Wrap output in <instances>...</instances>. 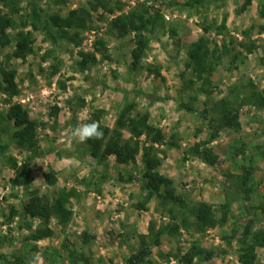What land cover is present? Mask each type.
Instances as JSON below:
<instances>
[{"label": "rangeland", "instance_id": "374dc122", "mask_svg": "<svg viewBox=\"0 0 264 264\" xmlns=\"http://www.w3.org/2000/svg\"><path fill=\"white\" fill-rule=\"evenodd\" d=\"M54 1H41L47 15H65L72 9L89 7L90 1L95 0H64L60 4ZM26 2L20 0V5L25 7ZM104 2L115 8V12L99 7L92 11L88 29L80 32L68 29L67 36L59 33L55 43L42 29L33 31L32 25H20L34 47V52L25 60L15 57L8 60L15 50L16 28L8 31L12 43L0 50L2 66L17 70L19 91L11 98L0 90V117L11 104H22L30 117L39 122L40 145L30 164L29 180L23 185H16L13 179L18 177V168L30 155L27 149L16 142L0 155V255L5 256L0 264L14 261L17 251L24 254L25 264L37 252L45 264H71L66 245H74L79 254L84 253L79 264H124L140 248V235H150L147 241L151 254L145 264H181L180 255L193 242L213 252L212 258H199L197 264H238L237 238L246 223L256 220V228L264 227V214L255 208L264 206V0ZM143 7L150 15L160 14L164 22L154 32H147L151 40L146 56L135 67L133 35L120 38L108 28L115 17ZM224 18L227 26L223 33L216 27L206 30L214 21L221 24ZM203 36L209 39L211 48L217 45L221 52L212 73V84L208 86L213 99L211 105L214 107L222 98H228L239 111L242 124L239 133L225 128L210 144L219 155L214 166L198 156L187 155L193 144L205 140L209 134L208 121L201 114L207 94L198 92V101L194 102L200 108L198 112L179 110L182 85L196 79L186 67L187 49L192 41ZM100 39L108 43L105 53L95 50V43ZM243 44L254 46L253 51L247 52ZM48 52L50 55L45 58ZM87 52H96L98 61L82 71L81 53ZM200 85L199 81L186 90L185 102L197 93ZM146 95H152L154 101L149 102ZM8 98L11 102L6 101ZM131 102L137 105L135 112L150 113L151 123L163 128L168 142L180 145L179 148L157 145L167 150L160 171L174 180L177 193L188 202L189 208L183 212L190 222L195 221L189 212L195 203L207 201L219 207L226 195L237 194L242 165L252 155L256 157L250 182L254 203H235L224 227L204 232L196 231L194 225L175 229L168 207L159 206L156 199L139 210L135 205L143 202L147 194L143 186L142 153L136 163L122 165L114 156L103 160L93 157L87 143L70 138V130L79 123H88L96 109L103 111L100 123L113 131L121 109ZM13 129L12 122L2 123L1 138L5 144ZM123 134L124 138H131L128 131ZM237 144L244 148L238 156L233 152ZM50 173L56 175L54 185L48 183L46 176ZM59 188L74 192L67 202L73 211L72 220L62 227L51 218L48 227L54 234L36 240L33 235L42 221L24 215L23 206L34 192L52 199ZM126 213L130 215L126 217ZM119 222L128 225L129 233L114 225ZM109 226L115 229L110 230ZM86 230L95 235L89 246L81 238ZM115 230L120 231L116 234ZM121 233L135 237L125 242ZM223 234L229 236L231 243L223 239ZM102 246L105 252H100ZM52 251L58 256L54 260L49 258L53 256ZM256 264H264V248L258 250Z\"/></svg>", "mask_w": 264, "mask_h": 264}, {"label": "trees", "instance_id": "16d2710c", "mask_svg": "<svg viewBox=\"0 0 264 264\" xmlns=\"http://www.w3.org/2000/svg\"><path fill=\"white\" fill-rule=\"evenodd\" d=\"M42 0H27L26 6L20 5V0H0V50L12 43L9 35L10 28L18 29L15 35V50L8 57H15L25 60L27 55L34 52L32 40L27 34L20 30V25H32L33 31L42 29L50 41L56 42L59 33L66 34V30L73 29L77 32L88 29L91 26L92 11H97L99 7L109 9L110 12H115V8L107 5L104 0L90 1L89 7H79L70 10L67 14L54 13L47 15L44 7L41 5ZM212 0H202L203 3ZM64 0H55V4H60ZM190 4V3H189ZM246 5L243 6V9ZM9 9L6 11V9ZM28 11V12H27ZM164 22L160 14L150 15L148 9H134L127 14H122L115 17L109 25V32L124 37L126 35H133L132 41L134 48L132 50L133 66L138 67L142 59L146 56V51L149 47L150 37L147 32H154L158 26ZM226 19L224 18L221 24L216 21L212 25L206 27L209 31L216 27L219 33H223L226 29ZM176 29H173L175 32ZM80 35V33H78ZM209 39L200 37L189 45L187 49L186 67L191 69L196 76L189 83L182 85L179 92V110L196 113L199 111L194 102L198 101V92L203 91L207 94V100L203 102L204 109L202 117L208 121L209 134L205 140H201L193 144L188 150L187 155L198 156L204 160L209 166H214L219 161V155L210 145L214 140L219 138L223 129H230L239 133L241 130V121L239 111L235 109L234 105L228 98H222L214 107H212V95L208 86L212 84V73L216 69L217 61L221 58V52L217 45L210 47ZM247 52L251 53L254 46L243 44ZM227 46L224 45V48ZM95 50L105 53L108 51V43L104 39H100L95 43ZM50 52L45 55L49 57ZM81 61L79 65L82 71L86 70L88 66L97 63L98 57L96 52L81 53ZM106 58L109 56L106 55ZM201 82L197 93L190 97L188 102H185L183 95L187 89H190L197 82ZM0 90L7 92L12 98L17 94V70L6 66H2L0 62ZM185 90V91H184ZM11 98L6 99L11 102ZM149 102H153L152 95H146ZM256 102V101H255ZM137 105L134 102L126 104L120 111L119 117L116 121V127L113 131L104 124L100 123V118L103 113L101 109H96L93 112L92 118L88 121H97L100 123L101 129L104 132L102 140H88L86 143L93 157L101 160L114 156L117 163L122 165H129L136 163L137 157L142 153V158L145 164V171L143 173L144 188L147 191L145 200L135 205L139 210L146 208V204L156 199L159 206L168 207V213L174 219L175 229L179 230L181 226L188 229L189 226H195V230L204 232L207 229L216 227H224L227 223L228 215L235 203L245 201L247 203L253 200V187L250 182L253 179L255 171L256 157L249 156L247 162L242 165V174L238 176L240 182V190L237 194L230 196L226 195L224 202L215 207L212 203L207 201H200L194 204L190 209V215L194 216L195 221L190 222L184 209L189 208L188 202L177 193L174 185V180L160 171L164 160L167 157V150L160 149L158 146H173L179 148L180 145L175 142H168L167 134L156 125H153L150 120V113L147 111H136ZM212 113H215L212 116ZM10 121L14 128L9 135L8 143L2 141V123ZM39 122L30 117L27 109L22 104L13 103L7 113L0 117V155H3L13 145L18 143L25 147L30 153L28 158L18 168L19 174L13 182L16 185L26 184L31 174L30 164L32 159L38 154L39 145ZM131 134V138H124V131ZM135 139V140H134ZM244 148L238 144L234 147V154L238 156L242 153ZM188 158V157H185ZM16 165V164H15ZM48 183L54 185L57 182L56 175L50 173L47 176ZM129 180H132L129 177ZM74 196V192L66 188H59L50 199L47 196H41L34 192L30 199L23 206V214L30 218H40L42 224L37 226L33 238L41 240L48 238L54 234L53 229L48 227L51 218L57 220L62 227L66 226L73 217L72 209L67 205V202ZM248 206V207H254ZM255 208L261 209L264 214V206L259 205ZM220 212V214H218ZM177 220H179L177 222ZM256 220H250L246 223L244 229L237 238V260L238 264H256L258 260V250L264 248V227L256 228ZM45 225V226H44ZM30 226V225H29ZM151 229H154L152 226ZM157 235H160L157 234ZM124 236H129L126 234ZM82 243L90 245L95 235H92L88 230L82 233ZM140 248L134 251L124 264H145V260L151 254V245L149 244L150 235H140ZM223 239L230 242L229 236L223 234ZM148 240V241H147ZM68 250V259L71 264H79L81 262L79 250L73 248L74 245H66ZM50 260L57 258L56 252L52 251ZM23 253L17 251L14 261H5V264H25ZM213 252L205 249L200 244L193 242L189 248L183 252L179 261L181 264H197V259H210ZM48 258V260H49ZM85 258V257H84ZM0 259H5L4 255H0ZM49 260V261H50ZM15 262V263H12ZM83 263V262H82Z\"/></svg>", "mask_w": 264, "mask_h": 264}, {"label": "clouds", "instance_id": "9594fccd", "mask_svg": "<svg viewBox=\"0 0 264 264\" xmlns=\"http://www.w3.org/2000/svg\"><path fill=\"white\" fill-rule=\"evenodd\" d=\"M70 138L78 143H86L88 140H102L104 138V132L101 129L100 123L97 121L79 123L70 130ZM27 264H45V261L37 252L32 254Z\"/></svg>", "mask_w": 264, "mask_h": 264}, {"label": "crops", "instance_id": "0c3cea01", "mask_svg": "<svg viewBox=\"0 0 264 264\" xmlns=\"http://www.w3.org/2000/svg\"><path fill=\"white\" fill-rule=\"evenodd\" d=\"M139 212H141V211H139ZM144 212H146V211H144ZM130 214L129 213H126V217L127 216H129ZM124 224V225H123ZM114 225H116V226H120V230L122 231V232H128L129 233V231H128V225L126 224V223H121V222H119V223H117V224H115L114 223ZM127 225V226H126ZM105 228H107V225H105ZM112 228H114L115 229V227H111V226H109V229L111 230ZM117 228V227H116ZM149 228V227H148ZM108 229V228H107ZM119 230V231H120ZM119 231H114V232H116V234H118V232ZM112 234H115V233H113V231L111 232ZM124 234V233H123ZM122 233L120 234L121 235V238L123 237V241H128L129 239H130V241H132L133 239H134V234H129V236H127V237H125L124 235H123ZM117 236V235H116ZM118 237H119V235H118ZM100 238V237H99ZM125 239V240H124ZM123 241L121 242V244H123ZM130 244V243H129ZM101 249V251L100 252H105V250H104V247L102 246V247H100ZM113 257V260L114 261H116V259L114 258V255H112Z\"/></svg>", "mask_w": 264, "mask_h": 264}]
</instances>
